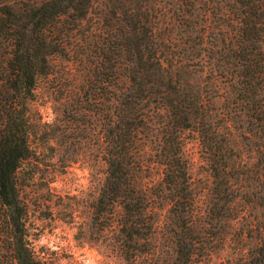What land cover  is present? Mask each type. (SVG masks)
Returning <instances> with one entry per match:
<instances>
[{
	"label": "trees",
	"instance_id": "16d2710c",
	"mask_svg": "<svg viewBox=\"0 0 264 264\" xmlns=\"http://www.w3.org/2000/svg\"><path fill=\"white\" fill-rule=\"evenodd\" d=\"M178 1L182 15L189 13L194 0ZM227 1L237 28L227 43L220 40L222 72L254 109L264 143V0ZM95 5L93 26L83 28ZM158 9L157 0H0V235L6 243L0 244V264H43L30 241L17 172L30 153L28 101L39 77L52 71L55 56L89 62L86 96L97 95L101 104L106 174L94 218L106 221L120 209L118 247L126 264L152 250L155 220L137 179L139 139L153 126L160 134L158 154L175 224L172 253L163 264H193L205 233L193 224L183 129H194L203 139L216 185L229 181V171L217 163L223 152L203 93L178 76L179 63L164 60L155 35ZM217 208V202L210 206L206 224L219 215ZM262 227L248 254L228 264H264Z\"/></svg>",
	"mask_w": 264,
	"mask_h": 264
},
{
	"label": "rangeland",
	"instance_id": "374dc122",
	"mask_svg": "<svg viewBox=\"0 0 264 264\" xmlns=\"http://www.w3.org/2000/svg\"><path fill=\"white\" fill-rule=\"evenodd\" d=\"M157 4L161 11L155 35L164 60L179 63L178 76L203 93L223 149L217 163L229 171V181L216 185L203 139L194 129H183L193 224L205 233L193 264H228L248 254L264 223L263 139L255 128L254 109L241 101L238 85L221 67L225 45L220 40L228 42L237 22L229 15L227 0H194L185 16L178 0ZM98 9L92 7L83 28L93 26ZM88 67L86 59L55 56L52 71L39 77L28 101L30 153L18 169L17 182L30 241L43 264H126L118 247L120 209L106 221L94 218L106 163L101 104L97 95L85 92L90 88ZM151 127L139 139L142 168L137 180L155 220L152 250L135 264H163L172 253L175 228L158 154L160 134ZM216 202L219 215L206 224V213ZM0 244L6 246L1 235Z\"/></svg>",
	"mask_w": 264,
	"mask_h": 264
}]
</instances>
